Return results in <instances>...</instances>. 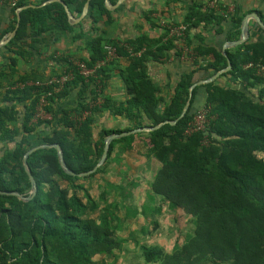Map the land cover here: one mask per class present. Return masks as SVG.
<instances>
[{"label": "trees", "instance_id": "obj_1", "mask_svg": "<svg viewBox=\"0 0 264 264\" xmlns=\"http://www.w3.org/2000/svg\"><path fill=\"white\" fill-rule=\"evenodd\" d=\"M64 1L81 12L87 0ZM23 5L18 2L14 10ZM222 12L204 0H195L190 6L182 39L191 51L193 68L174 88L169 86L167 96L152 80L147 64L168 59L173 49L181 57L183 52L175 42L180 38L171 36L166 26L158 38L141 34L128 39L127 46L121 41L110 42L103 34H95L102 15L108 16L106 25L112 21L105 0L90 1L94 33L87 40L89 56L80 60L93 66L105 60L106 44L116 46L118 54L128 57V64L119 72L128 93L126 102L115 105L104 94L114 75L115 60H111L96 76L76 74L61 90L47 95L45 110L52 118H40L38 103L48 87L36 86L39 79L35 77L14 78L15 57L10 56L4 64L11 73L0 65V190L8 192H0V264H98L99 255L114 257L124 242L113 231L112 216L117 210L114 207L110 213L109 207H103L109 200L107 190L93 197L80 180L104 172L114 150H133L138 135L147 139L145 156L159 162L152 183L154 194L193 218L190 237L173 251L139 244V254L154 264H264V77L245 67L249 62L264 65V39L247 40L226 53L209 44L208 26H218L220 33L224 31L222 23L229 19L234 27L227 41L240 37L243 16L229 17ZM52 28L74 31L61 2L24 9L16 36L5 47L24 54L20 40ZM80 36L75 34L73 39ZM128 47L144 50L141 55H131ZM70 57L58 58L66 62L65 70L73 68ZM228 59L230 70L191 90L196 75L207 72L204 78L208 79L225 69ZM200 86L205 87L206 97L197 105ZM100 97L103 101L98 104ZM71 99L74 102H69ZM187 103L186 114L179 118ZM203 105L209 108L208 125L185 134ZM105 111L124 116L129 124L125 129L103 127L94 138L97 117ZM160 123L157 128L113 139L106 162L94 173L78 175L97 165L110 134ZM39 144H59L66 164L77 174L63 169L56 147L39 148L27 157L38 190L32 199L24 200L10 192L30 195L23 158Z\"/></svg>", "mask_w": 264, "mask_h": 264}, {"label": "crops", "instance_id": "obj_2", "mask_svg": "<svg viewBox=\"0 0 264 264\" xmlns=\"http://www.w3.org/2000/svg\"><path fill=\"white\" fill-rule=\"evenodd\" d=\"M110 1L116 3L118 0ZM194 1L195 0H124L117 7L108 8L111 11L112 17V21L108 25L105 24L108 16L106 14L102 15L101 21L95 26L97 27L95 34H103L110 42L121 41L122 43L120 42V44L125 46H127L125 42L128 39L136 38L141 34H145L152 39L158 38L163 34L166 26L171 28L172 26L184 24L183 21L185 16L189 12L190 6L193 5ZM204 1L207 6L214 8L218 12L225 10L229 17L231 15H236L238 17L243 16L244 20L246 16H252L250 14L256 13L264 22V0ZM18 2H22L24 3L23 6H28L27 8H30L41 7L56 1L18 0ZM68 7L74 17L79 18L81 16L82 11L78 12L75 4L68 5ZM16 10L17 8L14 10V7L8 2L0 6L1 39L4 38L8 32L15 29L17 24ZM70 24L74 25V31L72 32H63L59 28H52L38 36H26L22 41L20 40V46L22 50L25 51L24 54L17 55L13 53L10 49L5 47L7 44L0 47V65L6 64L10 56L15 57L17 64L13 74L14 78L25 75L37 79H45L62 73L67 68V64L58 58L71 56V60H80V58L88 57L90 49L87 46V40L88 37L94 33L92 31L93 23L92 17L90 16V9L82 20L79 22L71 21ZM222 26L224 27V31L220 33L217 32L218 26H208L206 36L209 44L215 45L223 50L225 44L230 42L227 41L226 38L229 31L233 30L234 22L231 19L225 20ZM27 32L28 34L32 33L31 26L28 27ZM79 33H81V36L77 39H73V36ZM260 38L264 39V29L255 18H251L249 20V37L247 40L256 41ZM175 42L178 50L181 49L183 52L185 49H188L183 43L182 38L177 39ZM231 47L234 46H230L227 49ZM143 50L144 49H141L136 52L131 47H128V52H130L131 55H141ZM175 50L173 49L171 51V56L168 59H161L158 61L151 60L147 64L149 75L152 80L162 88V92L165 96H167L169 92V86L174 88L179 79L193 68L192 58L184 57V53H182L181 57H177L174 53ZM113 60H115V64L113 65L114 75L109 80L104 94L106 93L110 96L113 104L119 105L122 102H126L128 99L126 85L119 73L120 69L128 64V57L117 54L116 58ZM4 69L6 72L11 73L10 69L5 67V65ZM206 73L207 72H203L202 75H196L195 81L199 82L206 80L204 78ZM221 82L224 83L225 78H222ZM205 97L206 89L200 86L196 95L195 104L202 105L205 101ZM99 116V125L101 127L120 128L123 123L126 125L129 124L128 119L124 116L113 114L110 111H105ZM100 121L102 122L101 124Z\"/></svg>", "mask_w": 264, "mask_h": 264}, {"label": "rangeland", "instance_id": "obj_3", "mask_svg": "<svg viewBox=\"0 0 264 264\" xmlns=\"http://www.w3.org/2000/svg\"><path fill=\"white\" fill-rule=\"evenodd\" d=\"M69 102L72 103L74 100L71 99ZM39 116L52 118L47 112ZM99 117L96 120L94 138L103 128L99 125ZM126 127L125 123L120 126L121 129ZM146 142L144 135H138L133 150L120 153L114 150L104 172L80 180L81 185L87 187L93 197L107 190L109 200L103 207H109L110 213H113L112 209L115 207L118 213L112 216L113 231L116 237L124 242L114 251V257L110 258L103 254L97 256L98 264H154L147 262L139 254V244L154 245L173 251L190 237L193 218L181 209H172L152 190L159 162L154 157L145 156L144 152L148 148ZM62 184L66 186L67 183L62 181ZM31 193L30 190L29 194Z\"/></svg>", "mask_w": 264, "mask_h": 264}, {"label": "water", "instance_id": "obj_4", "mask_svg": "<svg viewBox=\"0 0 264 264\" xmlns=\"http://www.w3.org/2000/svg\"><path fill=\"white\" fill-rule=\"evenodd\" d=\"M53 1H59L61 2L64 7H65V10L67 12V15H68V18L71 21H75V22H79L80 20H82L89 12V9H90V1L91 0H87L86 3L84 4V7H83V10H82V13H81V16L79 18H76L73 16L71 10L69 9L68 5L64 2V0H53ZM124 0H118L116 3H113L111 2L110 0H105L106 2V6L107 8H113V7H117L120 3H122ZM48 3V2H47ZM28 6H21L19 8H17L16 10V13H17V24H16V27L14 30L8 32V34L6 36H4V38H2L0 40V47L2 46H5L6 44H8L11 39L16 36L17 34V30L20 26V21H21V11L26 9ZM252 16H246L245 19L243 20L242 22V26H241V35H240V38L237 39V40H234V41H230L228 42L227 44H225L224 48H223V51L226 53V49L230 46H236V45H239V44H242L243 42H245L248 37H249V20L251 18H255L258 23L260 24V26L264 29V22L263 20L260 18V16L256 13L254 14H250ZM232 67V64H231V61L230 59H228V65L225 69L221 70V71H218L217 73H215L214 75H212L210 78L206 79V80H203V81H199V82H196L192 85L191 87V90L197 86L198 84H202V83H208V82H211L213 80H215L218 76H220V74L223 72V71H227V70H230ZM189 107V104L187 103L181 116L183 117L185 114H186V111ZM178 118V119H179ZM177 120H174V121H170L171 123H175ZM162 123L156 125V126H153V127H139V128H134V129H131V130H128V131H122L120 133H113V134H110L106 140H105V146H104V150H103V154H102V157L101 159L99 160V162L97 163V165L90 171H87V172H81V173H78V175L80 176H84V175H88V174H91V173H94L100 166H102L106 160H107V157H108V152H109V147H110V143L113 139H116V138H120V137H123V136H126V135H129V134H132V133H136V132H140V131H143V130H151V129H154V128H157L161 125ZM56 147L57 148V151H58V157H59V162L61 164V166L63 167V169L69 173V174H72V175H75L77 173H75L71 168L68 167V165L66 164L65 162V159H64V155H63V152H62V149L61 147L59 146V144H39V145H36V146H33L31 147L24 155V158H23V162H24V166H25V169L29 175V178H30V182H31V195L29 196H23L22 194L20 193H17V192H10V193H14V194H17L20 198L24 199V200H30L33 198V196L37 193V190H38V186H37V182H36V179L35 177L33 176L30 168H29V165H28V162H27V157L33 153L35 150L39 149V148H43V147ZM0 192H3V193H8L6 191H2L0 190Z\"/></svg>", "mask_w": 264, "mask_h": 264}, {"label": "built area", "instance_id": "obj_5", "mask_svg": "<svg viewBox=\"0 0 264 264\" xmlns=\"http://www.w3.org/2000/svg\"><path fill=\"white\" fill-rule=\"evenodd\" d=\"M216 0H213L215 2ZM8 2L11 6L15 7L18 3V0H0V6ZM187 30V25L183 24L180 26H172L170 28V35L177 36L179 38H184L185 32ZM106 49V58L105 60L98 61L93 66H89L83 60H73V68L63 71L60 74L53 75L45 80H37L34 82L36 86H46L48 87V92L39 100L38 103V112L37 117H40V114H44L46 112L45 107L48 104L47 95H50L52 92L59 91L63 88V86L73 78H75L76 74H81L86 78H90L91 76H96L98 70L105 65L106 62H109L116 58L118 54V49L116 46L108 43L105 45ZM184 57H189L191 51L185 49L183 51ZM246 68H253L257 74L262 75L264 77V65L260 63L249 62L245 65ZM103 98L100 97L98 99V104L102 103ZM210 121L209 118V108L206 105H203L199 108L194 116V119L189 123L184 133L187 135L192 134L193 132L203 130L206 128Z\"/></svg>", "mask_w": 264, "mask_h": 264}]
</instances>
